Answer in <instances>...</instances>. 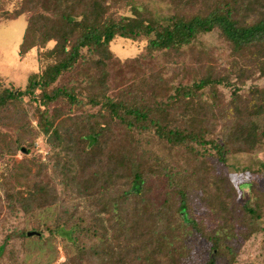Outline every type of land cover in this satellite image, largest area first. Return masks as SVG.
I'll return each mask as SVG.
<instances>
[{"label":"trees","instance_id":"1","mask_svg":"<svg viewBox=\"0 0 264 264\" xmlns=\"http://www.w3.org/2000/svg\"><path fill=\"white\" fill-rule=\"evenodd\" d=\"M119 1L20 0L18 7L9 9L0 0V21L17 17L30 6L42 10L26 15L20 45L24 50L40 48V67L22 89L0 85V108L23 96L39 105L38 126L53 144L52 165L44 174L56 175L61 193L72 201L51 228L46 225L75 248L60 264H77L87 254L98 264H220L222 256H228L231 264L236 253L232 241L222 232L204 227L190 213L193 201L184 186L186 180L177 175L167 158L145 148L142 137L151 133L152 138L194 160L212 153L222 163L229 153L252 150L261 142L264 128L257 126L254 116H264V87L250 85L244 96L238 83L253 67L264 78V0H171L173 12L156 19L124 15L118 10ZM212 30L219 32L236 55L232 62L236 68L231 72L208 71L191 83L175 85L170 93L161 89L107 93L105 67L113 57V39L144 41L143 53L137 56L146 59L155 51L179 52L199 34ZM48 41L54 42L51 47H45ZM80 63L98 67V77L88 78L86 87L76 79L61 80ZM220 85L230 90L227 113L214 100ZM206 91L213 102L206 98ZM54 103L80 114L55 125L50 112ZM216 113L229 117L218 121ZM217 123L221 126L214 136ZM115 126L125 129L129 146L114 135ZM65 144L75 149L71 165L58 151ZM225 191L230 198L229 189ZM200 198L215 215L225 213L234 218L240 236L247 238L259 228L257 205L249 201L227 205L218 195ZM58 199L60 194L50 176L46 180L38 177L19 199L6 193L8 207L14 212L30 213ZM81 202L93 211L86 224L78 215ZM178 219V226L188 233L194 231L208 244L203 260L182 255L186 242L175 239L178 226H173ZM39 229L22 228L15 234L26 237L28 231ZM84 234L98 237V243L87 252L80 244Z\"/></svg>","mask_w":264,"mask_h":264},{"label":"rangeland","instance_id":"2","mask_svg":"<svg viewBox=\"0 0 264 264\" xmlns=\"http://www.w3.org/2000/svg\"><path fill=\"white\" fill-rule=\"evenodd\" d=\"M2 1L9 9L18 7L20 3V0ZM116 4L124 15L140 14L153 19L168 16L174 9L171 0H120ZM36 11L42 10L30 6L29 11L15 18L0 21V85L22 89L28 77L40 67L37 58L40 48L34 46L24 50L20 47L26 27V15ZM53 43L48 41L45 47H51ZM143 45L144 41L122 37L110 42L113 57L106 61L105 67L108 94L117 95L122 90L139 89L147 92L151 89H161L163 93H170L175 85L191 83L208 71L212 74H225L236 68L232 64L236 55L231 52L229 43L217 30L199 34L192 43L179 52L155 51L153 56L146 59L137 56L138 53H143ZM98 75V67L91 63H80L73 72L63 75L61 80L76 79L82 87H86V80L96 79ZM253 84L264 87V78L256 67L250 70L247 78L244 76L242 82L238 83L239 93L247 95L249 86ZM205 94L206 98L213 102L207 91ZM215 97L217 105L225 110V113L230 112L228 110L230 90L220 85ZM50 109L55 125L67 123L80 114L78 110H67V106L62 104L54 103ZM39 113L38 103L29 96L17 98L0 108V264H60L67 260V255L75 253V248L62 237L61 233L50 231L54 219L60 212L70 207L72 201L61 193L56 175L44 174L52 165L53 144L38 126ZM228 117L229 114L218 116L217 119L222 121ZM254 121L260 129L264 128L263 115L254 116ZM220 126V123L216 124L214 136L217 135ZM113 133L122 143L129 146L130 139L125 129L115 126ZM152 136L151 133L143 135V146L167 158L177 175L186 180L184 186L193 201L190 213L204 227L222 232L227 240L232 241L236 253L231 264H264V137L252 150L229 153L226 161L222 163L212 153H205L201 160H194L185 152L171 148L167 143ZM58 151L71 165L75 149L65 144ZM49 176L56 184L60 199L30 213L14 212L9 209L6 193H11L19 199L24 195V190L38 177L46 180ZM226 189L230 191V198L226 197ZM215 195L226 201L227 205L235 203L236 206L239 201H249L250 204L257 205L261 215L259 228L247 238L240 236L239 225L234 218L225 213L215 215L212 209L207 208L205 200L200 198L201 196L215 198ZM79 206L78 215L81 216L82 223L86 224L91 220L93 211L89 210L84 202ZM179 223L178 219L173 226H178ZM33 227L40 228L36 230L39 235L18 237L15 234L22 228L31 230ZM108 230L111 238L112 231L109 226ZM177 231L175 239L186 242L181 247L182 255L188 254L194 261L203 260L207 255L208 244L200 241L194 231L188 233L180 226L177 227ZM80 241L87 252L91 245L98 243V237L84 234ZM111 242L113 246L114 241ZM77 264L98 262L87 254L78 260ZM220 264H230V258L222 256Z\"/></svg>","mask_w":264,"mask_h":264},{"label":"water","instance_id":"3","mask_svg":"<svg viewBox=\"0 0 264 264\" xmlns=\"http://www.w3.org/2000/svg\"><path fill=\"white\" fill-rule=\"evenodd\" d=\"M33 234L39 235L40 233H39V232H36V231H28V232H27V235H28V236H31V235H33Z\"/></svg>","mask_w":264,"mask_h":264}]
</instances>
